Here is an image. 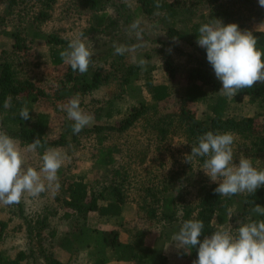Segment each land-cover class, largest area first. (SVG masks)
Returning a JSON list of instances; mask_svg holds the SVG:
<instances>
[{"label": "trees", "instance_id": "obj_1", "mask_svg": "<svg viewBox=\"0 0 264 264\" xmlns=\"http://www.w3.org/2000/svg\"><path fill=\"white\" fill-rule=\"evenodd\" d=\"M54 1L35 0L37 7L34 8L32 16L26 21L16 22V29L11 33L10 49L0 53V111L4 109L5 99L11 97L10 109L19 108L16 115L17 129L12 132V137L25 145L39 139L42 145L36 150L39 155H43L48 148L70 143L82 146L81 141H88V146H92L89 152L94 159V165L98 169L102 167L109 171L107 178L103 180L84 182L82 177L75 175L59 179L60 187L54 194V201L61 211L60 218L70 222L72 226L67 237L63 239L68 242L66 246L70 252L63 255L64 259H55L51 253L45 252V263L69 264L81 247L92 246L95 249V264H104L109 260L107 250H110L116 259L124 258L135 264H165V258L159 253L160 246L152 242L145 244L146 231L142 228L130 232L132 242L121 243L117 230H98L87 224L88 213L94 212L99 217L117 218L121 216L127 203L135 206L140 219L146 224H154L169 235L176 234L186 220L203 221L201 241L218 229L238 228V221L247 223L264 220V216L252 211L253 201L264 207V187L257 189L254 194L245 192L230 198L219 196L214 191L218 182H212L202 172L206 157H197L191 163L185 162L186 155L191 154V147L198 145L199 136L208 131L232 132L235 134L233 152L244 155L247 150L254 162L253 167L264 170V123L251 116L236 118L227 114L229 101L227 96L220 93L222 82L216 78L208 63L206 50L196 43L199 27L219 19L224 25L235 23L241 31H252L258 38L257 47L264 51V32L248 28L251 22H264V8L259 6L258 0H134L138 4L137 11L150 18L159 17L158 22L163 24L164 35L168 41L181 40L195 45L198 52L194 65L186 72V86L181 93L179 107L177 111L170 113H160L157 110V104L165 102L171 96L169 84L173 83L175 78L176 69L168 59L162 64L167 76L166 82H152L149 75L152 66L141 68L137 64H124L112 69L114 77H118L119 95L107 100L95 97V92L112 80V74H103L92 65V59L88 71L84 74L73 71L70 65L63 62L59 53L67 48L69 41L41 30V24L48 20L50 6ZM76 1L89 14L83 35L110 36L118 30L120 20L110 13L109 0ZM21 2L22 0H2L0 25L8 24L10 18L21 12ZM157 2L160 3V8L155 7ZM176 19L185 22L186 32L177 30L171 24V21ZM40 43L48 45L49 62L52 71H56L48 84L19 76L9 61V57H28ZM138 80L142 81L139 86L149 93L151 105L140 100L131 106L125 116L112 123L94 122L104 104L119 99L122 93L127 88L130 90ZM77 93L80 95V107L93 116L92 122L79 134L72 131L74 122L65 118L63 133L55 139H48L47 113H37L31 123L24 122L19 116V99L39 102L47 111H62L66 115L61 106ZM242 96H248L252 102L258 99L264 105V83L256 82L251 89L239 91L234 98L240 100ZM212 97L209 112L202 118H197L189 105L207 102ZM104 117L111 119L110 109L104 113ZM136 130V136H139L141 141L145 140L142 149H149L150 140L155 144L159 143L156 145L157 151L161 150L164 144L170 145L172 139H178V147L167 153L171 156L178 154L180 159L168 158L171 163L176 160V165L166 176H158L155 170L143 166V163L150 160L145 159V154L137 155L136 159L109 141L110 138H121ZM163 148L164 152L170 149L164 146ZM244 148L246 150L242 152ZM116 162L118 166L115 167ZM60 174L58 171V176ZM193 174L197 175L196 180L199 183L194 189L188 186ZM47 216L38 219L40 231L47 223ZM4 226L3 223L0 224L1 230ZM40 231L37 232L38 235ZM55 235L54 230L49 232L50 238ZM197 248L198 246L182 250L181 254L186 256L188 263H193L198 258ZM26 259L27 255L22 251L18 252L14 259H9L0 252V264H22Z\"/></svg>", "mask_w": 264, "mask_h": 264}, {"label": "rangeland", "instance_id": "obj_2", "mask_svg": "<svg viewBox=\"0 0 264 264\" xmlns=\"http://www.w3.org/2000/svg\"><path fill=\"white\" fill-rule=\"evenodd\" d=\"M137 5L134 0H109V11L119 17V28L110 36L100 34L83 35L86 37L84 40L85 44L92 52V65L100 69L103 74L107 72L112 74L113 68L124 64H137V60L143 58L147 61L146 65L153 67L149 73L150 79L153 83H159L167 80L162 64L168 59L176 69L175 78L174 82L169 84L171 96L165 102L158 103L157 110L160 113L177 111L181 93L186 86V72L194 65L198 52L195 45H190L181 40L168 41L164 35L163 24L158 22L159 17H147L136 10ZM19 6L21 7V12L10 18L8 24L0 25V53L10 49L12 42L11 33L16 29V22L30 19L37 4L35 0H22ZM2 7V0H0V8ZM88 17V12L76 0H55L50 6L48 20L41 24V30L43 33H53L70 42L83 33V29L87 26ZM137 20L140 21V27L143 29L142 40L138 39L136 31L129 27ZM171 24L179 31L186 32L187 30L185 22L180 21V19L171 21ZM261 24H264V22H251L248 28L257 30ZM258 30L264 31V27L258 28ZM113 44L134 47L135 50L124 55H118L115 54ZM138 45L139 47H135ZM9 61L19 76L43 84H48L50 79L56 74V71H52L49 62V47L46 44L40 43L36 45L26 58L9 57ZM117 78L116 75L114 77L112 74V80L96 91L95 97L100 100H107L112 99V96L119 95L120 89L117 85ZM141 84L142 81L138 80L135 85L131 86L130 90L127 88L119 99L112 100L109 104H104L101 112L94 118V122L99 124L112 123L116 119L125 116L131 106L140 100H144L151 105L150 95L139 86ZM212 99L213 97L211 100L208 99L207 102L190 104L189 108L197 118H202L209 112V104ZM228 101L227 114L229 116L236 118L251 116L257 118L260 123H264V105L258 99L252 102L248 96H242L240 100L228 97ZM19 102L21 103V108L27 107L30 112V119L24 120V122H33L34 115L37 113H47L49 115V129L46 132L48 139H55L63 133V122L67 118V114L65 115L62 111H47L39 102L25 99H19ZM18 109L17 107L15 109L4 108L3 111H0V132L12 137V132L17 129L16 115L18 114ZM108 109L112 112L111 119L104 117V113ZM137 132L138 130L121 138H110L109 141L110 143H115L123 152H129L135 158L137 155L145 154V159L148 158L150 160L143 163V166L155 170L158 176H166L173 169L172 167L176 165V160L171 163L169 159H180L178 154L177 156H171L167 153L178 147V139H172L170 145H163L170 148L166 152H164L163 146H161V150L156 151V145L159 143L155 144L153 140L148 143L149 149H142V144L145 143V140L141 141L140 137L136 136ZM88 143V141H81L82 146L70 143L53 148L59 150L66 157L62 167L59 169L61 172L58 176L59 179L71 175H75V177L82 176L88 181L107 178L109 169L102 167L98 169V167L94 166L93 158L89 152L92 146H88L90 145ZM18 147L25 158L24 167H32L39 172L43 163L42 155H39L37 151L27 152V145L21 144L19 141ZM244 150L246 149L244 148L242 152ZM233 153V163L238 165L242 153ZM243 156L252 160L247 150ZM252 164H254L253 160ZM115 166H117V162ZM43 175L41 173L42 177ZM205 176L207 175L205 174ZM191 178L192 181L188 182V186L194 189V187L199 185L196 180L197 175L193 174ZM45 184H47V181H45ZM55 193L56 190H48L37 197H32L30 194L25 193L18 204L10 206L0 204V224L3 223L5 225L2 230L0 228V252L9 259H14L20 251L24 252L27 255V259L22 264H46L43 258V253L45 252L51 253L55 259L60 257L64 259V256L69 254L70 251L66 246L68 242L63 239L68 235L72 226L70 222L60 218L61 211L54 201ZM42 216H47V223L43 226V230L40 231L38 219ZM129 219L132 224H135V226L131 224L133 230L142 228L143 231H146L148 243L152 242L160 246L159 251L166 256L169 264H193L191 262L188 263L189 261L185 259L186 256L182 255L179 252L180 250L175 248V245H172L174 243L172 238H170L172 235H167L161 231V228L154 224L148 225L138 218L129 217ZM117 222L116 220H106L99 222L100 225L97 227L114 226ZM52 230L56 232V235L50 238L49 232ZM226 230L231 231L234 235L236 233V229L226 228ZM38 231H40L39 235L37 234ZM108 254L110 255V253ZM94 260L95 249L92 246L81 247L77 256L69 264H95Z\"/></svg>", "mask_w": 264, "mask_h": 264}, {"label": "clouds", "instance_id": "obj_3", "mask_svg": "<svg viewBox=\"0 0 264 264\" xmlns=\"http://www.w3.org/2000/svg\"><path fill=\"white\" fill-rule=\"evenodd\" d=\"M264 8V0H258ZM160 8L159 2L155 5ZM130 29L136 31L142 40L143 29L140 21H134ZM264 27L261 24L258 28ZM257 28V29H258ZM196 43L206 50L208 63L214 70L216 78L222 82L220 93L233 98L243 89H251L256 82L264 83V51L258 47V38L252 31H241L235 23L224 25L219 19L204 23L199 27ZM86 37L80 34L72 39L67 48L59 53L65 64L73 71L84 74L91 64L92 52L85 44ZM115 54L124 55L134 51V47L113 44ZM135 47H139L135 46ZM147 61L137 60V65L144 68ZM11 97L4 101V108L11 107ZM80 95L77 93L61 109L67 118L73 121L72 131L79 134L88 126L93 116L80 107ZM29 109L22 107L19 116L23 120L30 119ZM235 134L232 132L207 133L198 137V145L191 147V154L186 155L185 162L191 163L197 157H206L203 172L212 182H218L214 190L219 196L231 197L240 193L254 194L264 187V170L253 167L252 160L243 155L239 164L233 163L232 145ZM42 147L39 139L27 145V152H35ZM66 157L57 149L48 148L42 155V167H24V156L18 147V141L4 132H0V204H18L25 193L37 197L48 190H58V171ZM43 173V177L41 176ZM47 181V184H45ZM252 209L264 216V207L255 204ZM235 235L226 229H218L210 236L200 237L204 223L201 220H186L172 240L177 250H185L198 246L197 259L193 264H264V220L243 223L238 221Z\"/></svg>", "mask_w": 264, "mask_h": 264}, {"label": "crops", "instance_id": "obj_4", "mask_svg": "<svg viewBox=\"0 0 264 264\" xmlns=\"http://www.w3.org/2000/svg\"><path fill=\"white\" fill-rule=\"evenodd\" d=\"M251 30H255V29H251ZM258 30V29H257ZM261 31V30H258ZM264 32V31H262ZM94 161V159H93ZM116 164V163H115ZM95 166V165H94ZM118 166V164H117ZM96 167V166H95ZM116 167V166H115ZM82 177V176H80ZM84 182H88V180H86V178L82 177ZM90 182V181H89ZM135 206L134 205H129L128 203L124 206L123 212L121 214L120 217L117 218H109V217H99L96 213L94 212H90L87 215V224H89L91 227H95L98 230H117L119 233V241L121 243H130L132 242V235H131V231H133L132 227H131V220L130 218H138L140 221H143L142 219H140L139 214L136 212L135 210ZM134 215V216H133ZM106 220H116L118 221L116 224H114V226H109V227H102V228H98L97 226L100 225L99 222H104ZM145 222V221H143ZM133 226H135V224H132ZM144 225V224H143ZM166 231V230H165ZM164 233V232H163ZM167 235H169L168 233H166ZM171 236V235H170ZM173 235L170 237L172 238ZM148 243L147 240V235L145 236V244ZM180 253L182 252V250L179 251ZM110 253V255L108 254ZM160 253V251H159ZM164 258H165V264H169L167 262V258L165 255H163L162 253H160ZM106 255L109 258V260L104 263V264H135L132 261H126L124 258L122 259H116L112 252L110 250L106 251ZM185 259L187 260V258L185 257ZM95 261V260H94ZM95 263V262H94ZM182 264V263H181Z\"/></svg>", "mask_w": 264, "mask_h": 264}]
</instances>
